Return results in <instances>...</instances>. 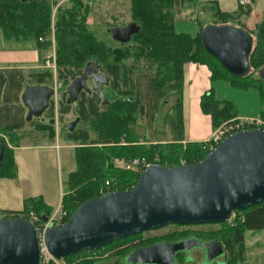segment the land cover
Instances as JSON below:
<instances>
[{
	"label": "trees",
	"instance_id": "obj_1",
	"mask_svg": "<svg viewBox=\"0 0 264 264\" xmlns=\"http://www.w3.org/2000/svg\"><path fill=\"white\" fill-rule=\"evenodd\" d=\"M76 2L78 3L76 7L72 6L64 9L59 6L56 12L57 17L54 26L57 42V51L55 52L57 55L55 64L57 66V79L63 82L64 86H67L78 77H81L87 64L96 62L99 73L109 77L110 84L108 87L115 95L116 100L108 103L107 106H103L102 99L95 93H82L79 100L74 103L75 118L81 124L96 125L98 138L97 140H91L87 130L75 129L73 132L67 130V141L80 147L73 156L76 163L75 171L68 177L67 191L63 196L61 206V210L64 211L67 219L75 213L77 208L89 200L109 193L112 194V192L131 190L135 187V182L141 177L142 173L126 171L116 167L112 162L114 157H120L126 161L145 158L152 163L155 155L158 154L160 158L158 165L167 168H176L183 165L192 166L203 161L209 153L207 149H204L205 145L203 143L184 144L183 137H178L181 133L180 125H182L180 112H182L181 99L185 82L184 67L190 63L207 66L212 75V82L217 78L229 80L226 78L231 77L202 47L201 32L203 28L194 37L177 32L176 22L173 21L175 16L173 11L172 13L169 12L168 8L171 7L170 4L177 7L181 2L179 0H131L132 17L141 30L138 35L132 36L130 44L133 43L135 48L129 47L130 44H128L126 48L121 49H111L94 38V34L85 25L88 12L83 7L84 2L82 0H76ZM53 4L58 5V3H51L50 0H0V34L3 40L8 42H32L38 46L44 43L47 45L50 42L48 37L52 26ZM242 13L244 12H239V14ZM216 16L222 21L221 25H227L229 22L235 21L236 18L235 15L222 13H218ZM250 35L253 39L254 36L257 37L256 46H253L252 55L249 57L250 66L253 68L264 63V22ZM40 40H44V43H41ZM130 59L134 64L128 66L124 62ZM140 59L144 60L153 71L149 88L156 91L157 100H161L166 92L177 95V105L170 113L171 115L164 119L165 123L172 122L175 131L176 138L170 143L141 145L133 141L135 136L129 127L133 126L134 120H136V116L134 119V111L144 114L145 106H139L138 100L134 96L135 85L132 75L136 71L135 63ZM4 73L5 75L2 74L6 78V84L1 100H3L4 107L7 109L10 100L4 94L6 87L10 89L11 94L18 95L16 102L19 100L18 93L22 89L21 86L19 87V74L16 73L17 75L12 79V76L8 74H13L15 71ZM48 76V74L36 75L34 80H36L38 86H42L45 83L44 78ZM231 78L234 79H230L233 86L235 84L245 90L249 88L258 89L261 106L263 107L261 118L264 119V81L260 77L255 79L252 75L242 79ZM246 79H250L252 84L247 86L239 84L240 81ZM200 100L201 112L211 117L213 131L218 129L221 124L235 120L239 116L233 103L215 99L212 90ZM147 102L156 105V103H151L149 100ZM72 106L66 105V103L61 104L59 110L61 120H63L62 117L71 112ZM2 108L1 102L0 120ZM131 110H133L132 114ZM47 112L50 114V119L54 118L55 111L52 106ZM15 125L17 124L8 128H12V132L19 130V127ZM53 126L54 119L48 125H37L36 129L37 132L47 134L45 136L49 139H54ZM12 132L9 136L11 142L16 143L17 147L19 138L16 136L17 133ZM12 135H14V138H12ZM5 147L6 152L3 167L0 170V177L14 178L16 169L13 160L14 152L6 145ZM183 161L184 164H181L180 162ZM108 181L110 187L107 189L105 185ZM102 188L103 192L100 193ZM104 188L107 191H104ZM1 213L4 216L7 213L13 216L11 218L5 216L0 220L20 218L31 220L30 214L33 213L38 219L34 224L40 232L44 227V223H46L45 218L49 219L52 216L50 208L46 207L43 202L36 200L27 201L25 210L20 212L4 211ZM236 213L243 214V222L238 228H233V236L223 242L226 247L225 257H234L232 261L242 259L246 253L244 231H264V203ZM131 238L113 242L99 251H87L69 256L64 262L66 264H98V260L89 257L97 255L104 249L119 250L121 245L126 244ZM134 250L135 248L131 247L120 251L118 255L123 253V257L119 261L125 259Z\"/></svg>",
	"mask_w": 264,
	"mask_h": 264
},
{
	"label": "water",
	"instance_id": "obj_2",
	"mask_svg": "<svg viewBox=\"0 0 264 264\" xmlns=\"http://www.w3.org/2000/svg\"><path fill=\"white\" fill-rule=\"evenodd\" d=\"M131 23L111 28L110 37L121 45L140 33ZM202 47L231 77L250 75L253 37L231 25H208L201 32ZM96 62L87 64L81 77L61 94V101L73 105L82 93H95L108 105L104 88L107 75L99 73ZM264 81V67L259 70ZM0 73V103L6 84ZM94 81L92 88L88 81ZM28 109L27 121L43 118L56 96L48 86H29L22 93ZM79 120L68 125L75 130ZM0 138V170L5 147ZM264 203V130L237 132L211 151L203 161L176 168L150 165L138 179L135 188L112 192L89 200L76 209L62 225H52L40 238L38 227L27 219L0 220V264H41L42 241L46 251L57 261L81 252L99 251L119 240L176 225L182 227L229 223L236 212ZM46 223L49 219L45 218ZM199 249L206 254L205 264L226 255L218 242L186 239L159 243L132 251L119 264H178L177 257Z\"/></svg>",
	"mask_w": 264,
	"mask_h": 264
},
{
	"label": "rangeland",
	"instance_id": "obj_3",
	"mask_svg": "<svg viewBox=\"0 0 264 264\" xmlns=\"http://www.w3.org/2000/svg\"><path fill=\"white\" fill-rule=\"evenodd\" d=\"M51 3H58V5L55 6L53 4L52 7V26H51V32L49 35V43L45 45L43 41L40 40L42 44L41 46H38L36 43L32 42H8L4 40H0V67L5 69H0V72L5 75L4 72H12L15 71L13 74H8L12 76V79L14 76L19 74L18 81L20 82L19 87L21 86L22 91L19 92V100H17V96L15 94H11V91L8 87H6L5 90V96L9 98L10 104L7 106L6 109L5 103L2 102V112H1V120H0V138L4 141L6 146L10 149L16 147V143L11 142V137L9 136L12 132V128H8L9 126H12L14 124H17L15 126L19 127V130H14L12 133H17L16 136L19 138V144L17 146H50V145H56L53 151L47 150V152H42L44 156H49L48 158H44L42 160L43 162V168H47L48 171V183H46V186L44 187V190L46 192V198L49 200H53L52 204L54 207V210L58 209V206L60 205L61 200V193H64V189L66 190V181L68 178V175L71 171H74L76 163L74 159L75 151L80 148L79 145L68 142L66 139L67 135V126L71 123L77 121L75 118L76 115L74 113L75 105L73 104L72 110L69 114L65 115L63 120H61V115L59 114V110L61 107V104L63 102L61 101V94L67 90L68 86L72 83H70L67 86H64L63 82H60L57 77V66L56 70L52 68L51 64H49L50 61L55 57L57 60V42L55 40V21L57 17V10L59 6H62V8H70V7H76L77 2L76 0H50ZM83 7L86 8V12H88V17L86 19L85 25L87 26L88 30L94 34V38L100 43H104L107 47H110L111 49H118V47L126 48V46H122L115 42L109 35L108 30L111 28H124L128 26L131 23H135L132 17V4L131 0H82ZM181 1V2H180ZM180 3L177 7H174L172 4H170L169 12L173 11V14L175 16V19L173 20L176 22V29L179 33H186L190 34L192 36H196L195 33H198L199 25L201 24L204 27L208 25H221V20L216 17H212V15H196L194 12L187 13L183 15L180 13L184 7L190 8V2L188 0L184 4V0H179ZM183 8V9H181ZM229 24L232 26V24L237 25V22H229ZM228 25V24H227ZM194 32V33H191ZM257 43V37L254 36V47ZM132 45V46H131ZM128 47V46H127ZM129 47L135 48V45L133 46V43L129 45ZM112 62V61H111ZM132 59L127 60L124 62L126 65L130 66L134 63H132ZM136 71L132 75L134 80V93L136 96L137 102L139 103V106H144V114H140L138 111H134V119L136 116V120H134L133 126H130L129 129L132 131L133 135L135 136L134 142L141 144V145H149V142H153V140H167V141H173L176 136L174 135L175 131L172 127V122L165 123L164 119L168 118L170 113H172L173 107L176 105L177 97L171 96L172 93L168 94L167 92L164 94V97L161 98V100L156 99V91H153L151 88H149L150 79L152 78L151 69L147 66L146 62L143 60H138L136 63ZM15 66H18L15 67ZM12 67V68H7ZM14 67V68H13ZM86 67V66H85ZM84 67V69H85ZM264 67V63H262L260 66H254L251 68V73L253 78L259 79V70ZM102 68V66H101ZM83 69V70H84ZM98 70V68H95ZM17 73V74H16ZM48 74L49 76L44 78L45 83L42 86H48L50 88L55 89L56 96L53 98L51 103L49 104L50 108L51 106L54 108L55 116L54 118L49 117V113L46 112L43 116V118L34 119L32 122H27L25 119L28 115V109L24 107L22 102V93L25 91L26 87L29 86H38V83L34 78L36 75H44ZM7 75V76H8ZM225 75V74H224ZM226 77V75H225ZM229 80H223V78H217L213 80L212 82V88H213V94L216 97V99H219L221 101H228L235 105L236 111L238 112L239 116L244 117L246 116L248 119L251 117L254 119H262V111L263 107L261 106V98L259 97V91L257 88H249L247 90L242 89L240 86L231 85V81L234 80L231 77L226 78ZM232 79V80H230ZM71 81V80H69ZM240 85H250L252 84L250 79H246L244 81L239 82ZM94 85V81L89 80L88 86L92 88ZM110 88L105 87L104 93L106 98L108 99V103H112L116 100L115 95L112 93ZM3 97V96H2ZM99 97V96H98ZM100 98V97H99ZM154 102L156 105L149 104ZM159 101L157 103V101ZM155 106V107H154ZM131 114L133 113V110L130 111ZM143 115V116H142ZM52 119H54V139H49L47 134H43L41 132H37V125L39 124H49L52 122ZM232 121L226 122L231 123ZM236 121L231 124H236ZM30 123V124H29ZM238 123V122H237ZM225 124V123H224ZM223 124H221L222 126ZM96 125L92 124H81L78 123L75 129H82L87 130L89 132L91 140H94L98 138V133L96 129ZM161 131V132H160ZM162 131H165L164 137H160L157 135V132L162 133ZM50 134V133H49ZM12 138H14V135H12ZM166 138V139H165ZM65 154H62L60 164H59V171H60V179L56 176L57 171L55 169L56 163H57V154H60L61 151ZM210 153V152H209ZM208 153V154H209ZM207 154V155H208ZM142 155V154H141ZM144 156V155H142ZM63 157V158H62ZM121 159L120 157H114L112 159V162L116 163V160ZM69 162V165H67ZM181 164H184L183 162H180ZM58 166V163H57ZM184 166V165H183ZM20 171V169H19ZM42 170V175L44 174ZM56 174V175H55ZM46 175V173H45ZM140 179V178H139ZM109 182V181H108ZM138 183V180H136L135 185ZM18 184V183H17ZM19 191L20 196L22 195L21 199L22 201V207L20 210H25V202L27 200H38L40 198V195H34L33 190L31 188V185L29 183L25 182L24 180H21L19 178ZM106 186V185H105ZM104 186V187H105ZM110 186H107V189ZM135 188V187H134ZM107 189L104 188V191ZM133 189V188H132ZM103 192V188L101 189L100 193ZM9 211L11 210H1L0 211V218H4L5 216L11 218L12 214H5L2 215L1 212ZM60 212V214H59ZM59 214V215H58ZM31 215V214H30ZM236 219L235 222L231 224H219V225H202V226H189V227H182V226H176V225H169L166 228L155 230L151 232L142 233L141 235H138L137 237H133L130 240L126 242V244L121 245L119 250H111L104 249L100 251L97 255L90 256V259L98 260V264H119L121 261L119 259L123 257V253L118 255L120 251L123 249L134 247L135 249L143 248V247H150L152 245L158 244V243H171L180 241L181 239L189 238L190 236L195 235L197 237H201L204 239H217L216 241L223 244V242L226 239H229L233 236L234 231L233 228H238L241 222H243V214L242 213H235L234 214ZM52 217H55L52 221ZM66 217V214L63 210L58 209L53 213V215L49 218V221H52V225H62L63 223L67 222L68 219ZM66 220V221H65ZM38 219L34 220L31 219V222L36 223ZM44 223V227L45 228ZM41 231V232H42ZM40 232V231H39ZM40 232V233H41ZM244 235L246 238V253L243 255L242 259H238L237 261H232L234 257H227L225 259H222V261H225L226 264H264V231L262 232H245ZM200 251V250H199ZM126 253V252H125ZM201 252H193L191 254L192 263L190 264H202L204 261L203 254H200ZM122 259V258H121ZM231 259V260H230ZM178 261H181L180 258H178ZM53 264H66L64 260L52 262ZM189 264V263H187Z\"/></svg>",
	"mask_w": 264,
	"mask_h": 264
},
{
	"label": "crops",
	"instance_id": "obj_4",
	"mask_svg": "<svg viewBox=\"0 0 264 264\" xmlns=\"http://www.w3.org/2000/svg\"><path fill=\"white\" fill-rule=\"evenodd\" d=\"M185 2L186 1L184 0V4ZM188 2H190L191 7L187 8L183 6L184 9L181 8L183 10L180 11V13H182L183 15H185L186 12L187 13L194 12L196 15L210 14L212 15V17H216L218 13L235 15L236 17L235 21L237 22V25L232 24V26L236 28H241L250 34L254 33V30H256V28L264 22V0H253V4H251L247 10L240 9L239 6H237L238 3L236 0H188ZM241 11H243L244 13L239 14V12ZM198 25H199L198 32H200L201 28L203 29L205 28L201 24ZM195 34L197 35L198 33ZM0 40H3L1 34H0ZM15 67L18 68V66ZM7 68H12V67H7ZM0 69L2 70L5 68L0 67ZM184 69H185V73H184L185 82L183 86L184 87L183 96L181 99L182 112H180L182 125H180L181 133L180 135H178V137H183L184 144L203 143L209 140L208 138H210L212 133L214 132L213 127L211 126L212 125L211 117L201 112L202 110H201V100H200L204 95L210 93L211 90L213 91L212 86H210L212 85V75L210 73L209 68L205 65L190 63L185 65ZM171 96L177 97L176 94H173ZM237 119H240L241 121L248 118L246 116L244 117L238 116ZM249 119L252 118L250 117ZM160 132H157V135L160 137H164L165 131H162V133ZM170 142L172 141L155 139L153 140V142H149V145L162 144V143L164 144ZM55 147L57 148L56 145L17 146L15 148H12L14 152L13 160L15 161V167H16L14 172L15 177L14 178L0 177V211L11 210L12 212H18L19 209H21L23 199H21L22 195L20 196L19 186H17L19 184V178L29 183V185H31L34 195H40V198L36 201H41L46 205V207H49L50 210L52 211V215L55 211L60 209V207L62 206L63 196H65L67 191V184H66L67 181L65 183L66 190L64 189V193H61L60 205L58 206L57 210H54L53 207L54 204H52V201L54 199L49 200L48 198H46V192L44 190V187H42L43 185L47 187L46 183H48V171L47 168L46 169L43 168L42 160L44 158L49 157V156H44L42 152H47V150L53 151ZM62 154H65V156H67L66 153H63V151H61V153L57 154L56 157L58 166L56 163L55 169L57 171V175L56 174L55 175L59 179H60L59 164ZM67 165H69V162ZM42 170H44L43 175L41 172ZM74 171H71L69 175ZM27 201H34V200L29 199Z\"/></svg>",
	"mask_w": 264,
	"mask_h": 264
},
{
	"label": "built area",
	"instance_id": "obj_5",
	"mask_svg": "<svg viewBox=\"0 0 264 264\" xmlns=\"http://www.w3.org/2000/svg\"><path fill=\"white\" fill-rule=\"evenodd\" d=\"M239 8L242 10H247L251 4H253V0H236ZM42 41V40H41ZM49 64H51L52 68H54L56 70V58L54 57L52 59V61L49 62ZM56 91V90H55ZM234 121H236V124H231L234 123ZM238 122V123H237ZM231 123H225L222 126H220L218 129H216L210 138H208L209 140L203 142L204 149H207L208 152H211L215 149H217V147L220 146V144L226 139V137L228 138V136H231L237 132L240 131H245V130H250V129H263L264 130V120L262 119H244L241 120L240 119H235L232 120ZM160 162V158L159 155L156 154L153 162L150 163L147 161V159L145 158H139V159H134L131 161H126V160H122V159H118L116 160V167H119L120 169H124L126 171H133V172H137V173H144L145 170L147 169V167H149L150 165H158V163ZM106 186H110V183L107 182ZM60 214V212H59ZM58 214V215H59ZM232 220L229 222V224L232 225L233 222H235V215L232 216ZM30 219H34L36 220L37 217H35L33 215V213H31L30 215ZM53 219H55V217H52V221ZM31 221V220H30ZM52 221H49L45 224V228L43 229V231L40 233V238L43 239V234L44 232L50 227L52 226ZM47 249L45 248L43 241H42V263L41 264H49L50 261L52 262H57V260H55L48 251H46Z\"/></svg>",
	"mask_w": 264,
	"mask_h": 264
},
{
	"label": "flooded vegetation",
	"instance_id": "obj_6",
	"mask_svg": "<svg viewBox=\"0 0 264 264\" xmlns=\"http://www.w3.org/2000/svg\"><path fill=\"white\" fill-rule=\"evenodd\" d=\"M134 23V22H133ZM131 43V42H130ZM130 43H128V44H130ZM119 44V43H118ZM128 44H125V45H122V46H126V45H128ZM121 44H119V46H120ZM118 49H119V47H118ZM98 72H99V70H98ZM80 97V96H79ZM186 239H197V240H200V241H203V242H213V241H216L217 239H200L199 237H197V236H195V235H193L192 234V236H190L189 238H186ZM186 239H181V240H186ZM180 240V241H181ZM179 241V240H178ZM178 241H176V242H178ZM179 241V242H180ZM171 243H175V242H171ZM159 244V243H158ZM223 246H224V249H225V251H226V247H225V245L224 244H222ZM153 246V245H152ZM143 248H146V247H143ZM195 251H197V252H201L200 254H203V257H204V261L202 262V264H205V259H206V254L203 252V251H199V249H194V250H192V251H190V253H182V254H179L178 255V257L176 258L177 259V261H178V258H180V260L181 261H178V264H187V263H192V258H190L191 257V254L193 253V252H195ZM226 257H225V255H224V257L223 258H219V259H216V260H214L211 264H226V262L225 261H222V259H225Z\"/></svg>",
	"mask_w": 264,
	"mask_h": 264
}]
</instances>
